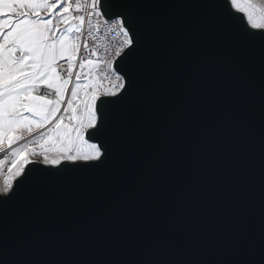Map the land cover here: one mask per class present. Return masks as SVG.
Instances as JSON below:
<instances>
[{
    "label": "snow or ice",
    "instance_id": "obj_1",
    "mask_svg": "<svg viewBox=\"0 0 264 264\" xmlns=\"http://www.w3.org/2000/svg\"><path fill=\"white\" fill-rule=\"evenodd\" d=\"M169 201L226 206V255L79 250ZM0 264H264V0H0Z\"/></svg>",
    "mask_w": 264,
    "mask_h": 264
},
{
    "label": "water",
    "instance_id": "obj_2",
    "mask_svg": "<svg viewBox=\"0 0 264 264\" xmlns=\"http://www.w3.org/2000/svg\"><path fill=\"white\" fill-rule=\"evenodd\" d=\"M255 125L250 142L253 162V181L249 194L248 227L258 231L259 226V111L254 114ZM31 167V165H29ZM230 226L226 206L219 210L209 208L202 201L194 212L178 208L174 201L164 207L141 210L135 214L122 211L103 226V235L90 248L79 249L97 256L139 258L144 255L173 256L184 259L217 258L226 255L225 240ZM126 229V233L121 230ZM150 233V238L138 235Z\"/></svg>",
    "mask_w": 264,
    "mask_h": 264
}]
</instances>
